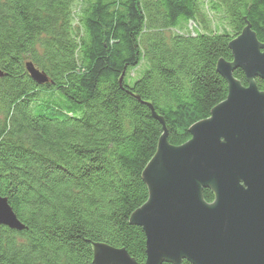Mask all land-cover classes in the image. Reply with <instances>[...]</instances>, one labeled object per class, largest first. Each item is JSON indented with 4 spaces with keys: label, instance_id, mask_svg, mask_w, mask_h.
Instances as JSON below:
<instances>
[{
    "label": "trees",
    "instance_id": "16d2710c",
    "mask_svg": "<svg viewBox=\"0 0 264 264\" xmlns=\"http://www.w3.org/2000/svg\"><path fill=\"white\" fill-rule=\"evenodd\" d=\"M246 24L264 45V0H0V198L23 226H0V264H92L98 244L143 264L141 174L163 129L180 147L225 100L216 65Z\"/></svg>",
    "mask_w": 264,
    "mask_h": 264
},
{
    "label": "water",
    "instance_id": "95a60500",
    "mask_svg": "<svg viewBox=\"0 0 264 264\" xmlns=\"http://www.w3.org/2000/svg\"><path fill=\"white\" fill-rule=\"evenodd\" d=\"M228 48L232 62L216 65L225 100L190 127L180 147L167 144L163 129L141 174L148 199L129 222L144 234L143 264H264V92L254 83L264 82V45L246 24ZM236 69L246 87L233 78ZM26 70L37 84L47 82L30 64ZM206 189L211 204L202 199ZM0 226L23 229L2 198ZM92 264L137 263L124 250L98 244Z\"/></svg>",
    "mask_w": 264,
    "mask_h": 264
},
{
    "label": "rangeland",
    "instance_id": "374dc122",
    "mask_svg": "<svg viewBox=\"0 0 264 264\" xmlns=\"http://www.w3.org/2000/svg\"><path fill=\"white\" fill-rule=\"evenodd\" d=\"M207 20L209 22V28L212 31H217L218 25L220 24L217 18H215L211 14H207ZM145 66L142 67V69L138 72L137 70H133L130 73H128L126 77V81L129 85L133 84L136 80H138L144 73ZM38 100L40 101H49L53 104H56L58 106H63L64 104V99L57 93V92H52V91H43L39 93Z\"/></svg>",
    "mask_w": 264,
    "mask_h": 264
}]
</instances>
